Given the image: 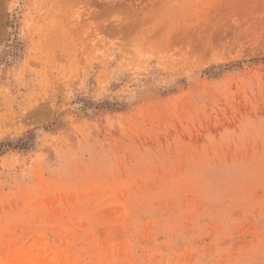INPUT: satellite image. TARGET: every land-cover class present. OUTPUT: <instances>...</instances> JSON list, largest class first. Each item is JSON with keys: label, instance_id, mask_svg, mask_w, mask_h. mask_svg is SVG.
Listing matches in <instances>:
<instances>
[{"label": "rangeland", "instance_id": "rangeland-1", "mask_svg": "<svg viewBox=\"0 0 264 264\" xmlns=\"http://www.w3.org/2000/svg\"><path fill=\"white\" fill-rule=\"evenodd\" d=\"M6 141L0 264H264V0H0Z\"/></svg>", "mask_w": 264, "mask_h": 264}, {"label": "trees", "instance_id": "trees-1", "mask_svg": "<svg viewBox=\"0 0 264 264\" xmlns=\"http://www.w3.org/2000/svg\"><path fill=\"white\" fill-rule=\"evenodd\" d=\"M28 145V142H25L24 138H20L17 142V144L15 146H13L12 142L10 141H6V142H2L0 143V155L5 152L9 147H17V148H26Z\"/></svg>", "mask_w": 264, "mask_h": 264}]
</instances>
